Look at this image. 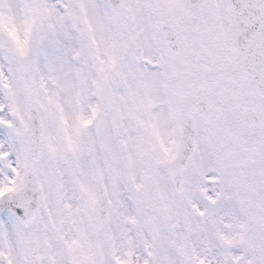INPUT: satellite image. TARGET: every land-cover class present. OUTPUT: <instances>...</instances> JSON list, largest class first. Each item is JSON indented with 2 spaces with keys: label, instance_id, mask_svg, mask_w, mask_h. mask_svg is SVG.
I'll return each mask as SVG.
<instances>
[{
  "label": "snow or ice",
  "instance_id": "snow-or-ice-1",
  "mask_svg": "<svg viewBox=\"0 0 264 264\" xmlns=\"http://www.w3.org/2000/svg\"><path fill=\"white\" fill-rule=\"evenodd\" d=\"M0 264H264V0H0Z\"/></svg>",
  "mask_w": 264,
  "mask_h": 264
}]
</instances>
